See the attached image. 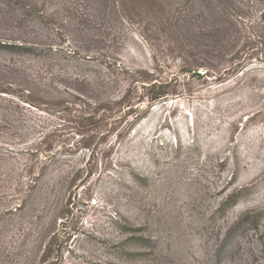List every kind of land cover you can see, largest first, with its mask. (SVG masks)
<instances>
[{"label": "rangeland", "instance_id": "rangeland-1", "mask_svg": "<svg viewBox=\"0 0 264 264\" xmlns=\"http://www.w3.org/2000/svg\"><path fill=\"white\" fill-rule=\"evenodd\" d=\"M0 264H264V0H0Z\"/></svg>", "mask_w": 264, "mask_h": 264}, {"label": "trees", "instance_id": "trees-1", "mask_svg": "<svg viewBox=\"0 0 264 264\" xmlns=\"http://www.w3.org/2000/svg\"><path fill=\"white\" fill-rule=\"evenodd\" d=\"M164 96H165V95H160V97H158V98H163ZM156 98H157V97H156ZM158 98H157V99H158ZM154 100H156V99H154Z\"/></svg>", "mask_w": 264, "mask_h": 264}]
</instances>
